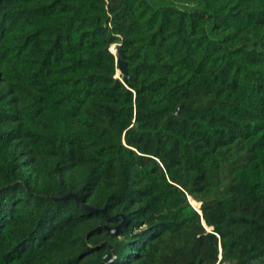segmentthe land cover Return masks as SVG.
Masks as SVG:
<instances>
[{
  "label": "trees",
  "instance_id": "obj_1",
  "mask_svg": "<svg viewBox=\"0 0 264 264\" xmlns=\"http://www.w3.org/2000/svg\"><path fill=\"white\" fill-rule=\"evenodd\" d=\"M109 246L264 264V0H0V264Z\"/></svg>",
  "mask_w": 264,
  "mask_h": 264
},
{
  "label": "water",
  "instance_id": "obj_2",
  "mask_svg": "<svg viewBox=\"0 0 264 264\" xmlns=\"http://www.w3.org/2000/svg\"><path fill=\"white\" fill-rule=\"evenodd\" d=\"M115 46H116V53H114L112 49H111V51L115 55L116 61H117L118 66H119L120 75L117 74V78L120 79L121 78V74H124L125 75L124 82H128V79H129V76H128V64L125 61V54H124V51L122 49V44L115 45ZM65 198H74L76 200L77 204L79 206H81L86 211L93 212V213H98L99 212V213L104 214L105 216H108L106 209L98 210V209L91 208V207H89L87 205H84V204L80 203V200L78 199V197L76 195L70 194V195L66 196ZM200 207H201V204H200ZM197 212L199 214H201L200 209L197 210ZM111 219H113V220H119V219H121L122 220V223L117 228H115V229L106 228L109 231V233H111V234H114L116 231H118L122 227H125L126 224H127V217L126 216H123V215H118V216H116L114 218H111ZM109 248H110V253L105 258L104 262H102L101 264H110V263H112L117 258V255H116V252L114 251V249L111 246H109Z\"/></svg>",
  "mask_w": 264,
  "mask_h": 264
},
{
  "label": "rangeland",
  "instance_id": "obj_3",
  "mask_svg": "<svg viewBox=\"0 0 264 264\" xmlns=\"http://www.w3.org/2000/svg\"><path fill=\"white\" fill-rule=\"evenodd\" d=\"M175 5H177L178 7H180V8H184V9H186V8H194V7H196V6H194V5H186L185 3H183V2H176L175 3ZM116 49V48H115ZM116 51V50H115ZM116 53V52H115ZM117 74L118 75H120V72H119V70L117 71Z\"/></svg>",
  "mask_w": 264,
  "mask_h": 264
},
{
  "label": "bare ground",
  "instance_id": "obj_4",
  "mask_svg": "<svg viewBox=\"0 0 264 264\" xmlns=\"http://www.w3.org/2000/svg\"><path fill=\"white\" fill-rule=\"evenodd\" d=\"M113 50V49H112Z\"/></svg>",
  "mask_w": 264,
  "mask_h": 264
},
{
  "label": "built area",
  "instance_id": "obj_5",
  "mask_svg": "<svg viewBox=\"0 0 264 264\" xmlns=\"http://www.w3.org/2000/svg\"><path fill=\"white\" fill-rule=\"evenodd\" d=\"M221 259V258H220Z\"/></svg>",
  "mask_w": 264,
  "mask_h": 264
}]
</instances>
